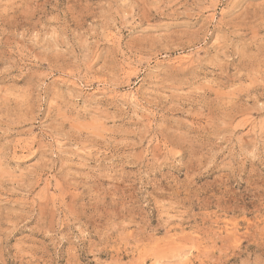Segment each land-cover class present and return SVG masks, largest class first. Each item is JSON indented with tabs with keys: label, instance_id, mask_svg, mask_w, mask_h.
Returning <instances> with one entry per match:
<instances>
[{
	"label": "rangeland",
	"instance_id": "374dc122",
	"mask_svg": "<svg viewBox=\"0 0 264 264\" xmlns=\"http://www.w3.org/2000/svg\"><path fill=\"white\" fill-rule=\"evenodd\" d=\"M0 264H264V0H0Z\"/></svg>",
	"mask_w": 264,
	"mask_h": 264
}]
</instances>
